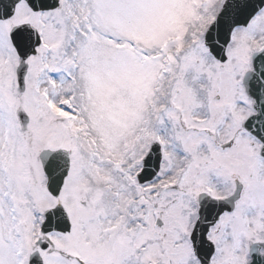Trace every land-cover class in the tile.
<instances>
[{"label":"snow or ice","instance_id":"6c2138e0","mask_svg":"<svg viewBox=\"0 0 264 264\" xmlns=\"http://www.w3.org/2000/svg\"><path fill=\"white\" fill-rule=\"evenodd\" d=\"M0 264H264V0H0Z\"/></svg>","mask_w":264,"mask_h":264}]
</instances>
